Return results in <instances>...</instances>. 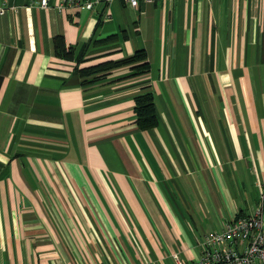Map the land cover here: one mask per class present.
<instances>
[{"label":"crops","instance_id":"0c3cea01","mask_svg":"<svg viewBox=\"0 0 264 264\" xmlns=\"http://www.w3.org/2000/svg\"><path fill=\"white\" fill-rule=\"evenodd\" d=\"M35 1L0 0V264L190 263L258 206L264 230V0Z\"/></svg>","mask_w":264,"mask_h":264},{"label":"built area","instance_id":"2783aa9c","mask_svg":"<svg viewBox=\"0 0 264 264\" xmlns=\"http://www.w3.org/2000/svg\"><path fill=\"white\" fill-rule=\"evenodd\" d=\"M49 0L31 2L30 5L45 8ZM99 1L111 0H58L56 8L81 6L91 9ZM131 7L140 1L156 2L159 0H125ZM173 1V0H168ZM5 5L0 6V14L5 12ZM14 9V6H11ZM262 197V196H261ZM201 254L193 262L186 263L174 256L175 264H261L264 263V230L262 210L258 206L246 216H237L228 221L224 228L206 235L201 242Z\"/></svg>","mask_w":264,"mask_h":264},{"label":"trees","instance_id":"16d2710c","mask_svg":"<svg viewBox=\"0 0 264 264\" xmlns=\"http://www.w3.org/2000/svg\"><path fill=\"white\" fill-rule=\"evenodd\" d=\"M113 37L114 35H111L106 40L113 39ZM54 49L57 55L65 58H70L73 53V49L70 46H66L61 36L55 37ZM124 65H130L133 75L147 71L149 63L146 59L145 51L138 49L129 56L120 59L100 60L87 66L77 67L75 70L83 78L82 84H87L102 79L110 70ZM134 111L135 121L139 128H153L158 124L153 95L150 91H145L134 98Z\"/></svg>","mask_w":264,"mask_h":264}]
</instances>
